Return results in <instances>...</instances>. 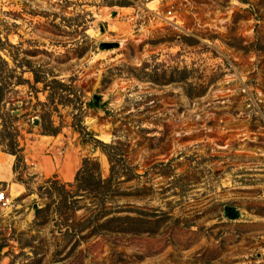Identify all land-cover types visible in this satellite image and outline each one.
Here are the masks:
<instances>
[{"label": "rangeland", "instance_id": "rangeland-1", "mask_svg": "<svg viewBox=\"0 0 264 264\" xmlns=\"http://www.w3.org/2000/svg\"><path fill=\"white\" fill-rule=\"evenodd\" d=\"M1 191L0 264H264V0H0Z\"/></svg>", "mask_w": 264, "mask_h": 264}, {"label": "built area", "instance_id": "built-area-1", "mask_svg": "<svg viewBox=\"0 0 264 264\" xmlns=\"http://www.w3.org/2000/svg\"><path fill=\"white\" fill-rule=\"evenodd\" d=\"M0 203H1V205H6V203H7V197H6L5 191L0 192Z\"/></svg>", "mask_w": 264, "mask_h": 264}, {"label": "water", "instance_id": "water-1", "mask_svg": "<svg viewBox=\"0 0 264 264\" xmlns=\"http://www.w3.org/2000/svg\"><path fill=\"white\" fill-rule=\"evenodd\" d=\"M231 211H232V212H231L230 216H231V217H234V216L236 215V211H235V209H231Z\"/></svg>", "mask_w": 264, "mask_h": 264}, {"label": "bare ground", "instance_id": "bare-ground-1", "mask_svg": "<svg viewBox=\"0 0 264 264\" xmlns=\"http://www.w3.org/2000/svg\"><path fill=\"white\" fill-rule=\"evenodd\" d=\"M152 2H154V1H150L149 4H152ZM106 19H107V18H106ZM5 166H6V165H5ZM1 171H2V170H1ZM4 171H5V168H4ZM6 174H7V173H6Z\"/></svg>", "mask_w": 264, "mask_h": 264}]
</instances>
